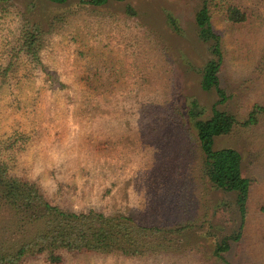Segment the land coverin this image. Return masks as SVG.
Segmentation results:
<instances>
[{
  "label": "rangeland",
  "instance_id": "obj_1",
  "mask_svg": "<svg viewBox=\"0 0 264 264\" xmlns=\"http://www.w3.org/2000/svg\"><path fill=\"white\" fill-rule=\"evenodd\" d=\"M11 1L0 13L4 161L76 211L183 226L148 239L152 249L139 257L82 253L62 264H264V114L244 123L253 104L264 105V72L253 68L264 45L262 0H221L246 7L239 25L211 9L221 36L222 101L200 86L212 55L194 21L199 0ZM24 18L42 32L36 62L17 43ZM191 103L195 115H188ZM213 108L236 119L213 148L237 150L251 180L243 220L234 192L200 178L192 123ZM7 218L2 208L0 228ZM225 238L229 246L217 256Z\"/></svg>",
  "mask_w": 264,
  "mask_h": 264
},
{
  "label": "trees",
  "instance_id": "obj_2",
  "mask_svg": "<svg viewBox=\"0 0 264 264\" xmlns=\"http://www.w3.org/2000/svg\"><path fill=\"white\" fill-rule=\"evenodd\" d=\"M49 1L60 3L65 0ZM106 1L85 2L98 6ZM199 1L194 21L198 36L208 43L212 55L202 66L200 86L206 90L214 88L222 101L225 97L217 75L223 58L221 36L211 23L210 12L215 8L225 22L239 25L247 21V10L243 5L221 0ZM261 3L264 5V0ZM9 6H12L11 0H0V13ZM22 27L17 42L19 49L36 62L42 45V32L35 21L27 18L23 19ZM253 68L264 72V45ZM195 112V104L191 103L188 115H195ZM257 113L264 114V105L253 104L244 123L257 122ZM235 122L232 114L213 108L209 117L194 118L192 125L200 150V178H207L216 187L234 192L243 220L251 180L241 171V157L237 150L231 147L213 148L214 137L229 132ZM54 201L46 195L36 178L14 173L4 161L0 147V210L5 208L8 211L6 225L0 228V264H22L37 257H42L46 264H62L66 256L82 253H120L125 257H139L152 249V242L148 239L159 240L160 236H171L183 228L182 225H141L130 216L107 215L96 208L76 211ZM228 246V238L222 239L215 247V254L221 256Z\"/></svg>",
  "mask_w": 264,
  "mask_h": 264
}]
</instances>
